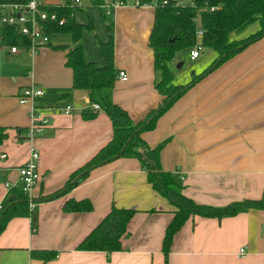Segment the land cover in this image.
I'll return each instance as SVG.
<instances>
[{
  "label": "crops",
  "instance_id": "crops-1",
  "mask_svg": "<svg viewBox=\"0 0 264 264\" xmlns=\"http://www.w3.org/2000/svg\"><path fill=\"white\" fill-rule=\"evenodd\" d=\"M63 1L45 0V4ZM80 4L86 7L74 14V21L92 26L82 32L85 61L103 65L98 44L109 39L112 25L113 64L126 76L121 81L116 75L112 101L134 122L142 120L161 101L154 89L147 44L153 8L116 7L102 19L96 8H87V0ZM71 40L69 34H53L35 55L0 47L15 70L11 80L0 77V127L7 133L0 145V155L5 156L0 160V202L8 192L5 182L21 187L16 170L28 160L31 149L38 154L40 176L32 198H42L60 190L71 173L111 138L107 116L98 110L84 119L89 100L84 92L71 90V71L64 65ZM262 48L264 39L201 79L158 119L154 130L142 135L150 146L167 141L160 167L197 204L222 207L264 198V50L256 51ZM201 65L206 67L207 62ZM30 86L41 89L42 96L20 105L17 96ZM65 107L70 108L67 114ZM32 111L46 124L28 138L18 129L28 132ZM69 199H87L92 210L64 212L62 205ZM33 204L27 218L11 220L0 234V264H164L161 243L173 208L151 189L136 159L112 160L92 169L63 195ZM111 207L137 211L127 224L121 250L110 254L76 250ZM37 250L57 255L43 263L30 255ZM166 264H264V211L249 210L220 220L190 217L174 235Z\"/></svg>",
  "mask_w": 264,
  "mask_h": 264
},
{
  "label": "trees",
  "instance_id": "trees-1",
  "mask_svg": "<svg viewBox=\"0 0 264 264\" xmlns=\"http://www.w3.org/2000/svg\"><path fill=\"white\" fill-rule=\"evenodd\" d=\"M29 0H0V6L22 7ZM165 2V3H163ZM104 0H87V7L96 8L102 19L107 16L103 9ZM141 6L153 8V21L148 35L147 44L152 52V66L155 72L154 89L161 101L146 116L134 122L129 114L112 101V90L117 75L113 64L112 25H108L110 33L106 42H99V52L103 65L87 62L82 52V32L91 29L90 24L82 25L74 21L76 12H84L83 4L76 5L71 0H64L58 5H44L41 11L54 14L56 19H66V24L59 26L55 22H42L46 36L53 34H69L72 47L65 54L64 65L72 75L71 90L86 94L89 104H96L109 119L111 138L82 167L72 172L64 186L42 198H32V202L50 201L63 195L80 184L94 168L100 167L118 158L136 159L146 175L151 189L167 200L173 208L161 243L164 264L167 262L172 239L183 224L194 216L211 219L233 217L249 210L264 211V198L246 199L233 202L222 207H213L195 203L182 193L183 186L169 172L160 167V153L167 144L162 141L150 146L142 135L151 132L156 122L178 99L201 79L214 72L220 66L244 51L248 46L264 39V0H140ZM257 23L258 30L239 40H229L231 33L240 34L250 25ZM0 47L27 50L30 47L28 37L21 35L17 26L2 25ZM201 37H197V33ZM196 45L201 49L213 51L216 58L198 76L185 85L174 83V75L169 62L178 51H191ZM66 50L67 47H58ZM95 112L91 109L83 113L84 119H91ZM20 134L27 131L18 129ZM7 138L6 129L0 127V145ZM28 196L21 187L9 189L0 202V234L8 223L16 218H27ZM64 212L80 213L92 210L87 199L64 201ZM153 212V211H150ZM137 213L134 209L111 207L102 220L77 244L79 251L113 253L121 250V239L127 235V224ZM34 223L32 221V227ZM33 259L43 263L53 260L57 252L37 250L31 252Z\"/></svg>",
  "mask_w": 264,
  "mask_h": 264
},
{
  "label": "built area",
  "instance_id": "built-area-1",
  "mask_svg": "<svg viewBox=\"0 0 264 264\" xmlns=\"http://www.w3.org/2000/svg\"><path fill=\"white\" fill-rule=\"evenodd\" d=\"M76 5L80 4L81 0H71ZM165 3V2H163ZM45 0H29L27 4L22 7L16 5L0 6V26L2 25H13L18 27V31L21 35L28 37L30 40V47L27 49L32 55H35L38 49L45 47L50 42V37L46 36L43 30L42 22H55L59 26L66 24V19L63 17L59 20L56 19L54 14H47L40 10L44 7ZM124 6H134L142 7L140 5V0H104L103 9L106 16L110 14V11L116 7ZM151 7V6H150ZM197 37H201V33H197ZM17 48H10L11 52H15ZM201 50L200 45H196L189 53L190 60H195L199 57V51ZM117 77L121 81H126V76L123 72H118ZM42 91L36 87H25L21 90L20 94L17 96L20 105L31 104L35 98L41 97ZM90 109L95 112L99 110L96 104L90 105ZM64 113H69L70 108L65 107L63 109ZM46 124L45 119H41L39 115H35L34 111L31 114V126L28 129L26 137L31 138L36 133L42 130ZM4 155H0V160L4 159ZM38 159V154L35 150L31 149L28 160L17 168L18 181L21 185V189L28 196V211L32 212L34 204L32 202V192L36 187L40 176L37 171L36 162ZM7 191L14 186L10 185L8 182L4 183ZM243 254V250L239 251Z\"/></svg>",
  "mask_w": 264,
  "mask_h": 264
},
{
  "label": "rangeland",
  "instance_id": "rangeland-1",
  "mask_svg": "<svg viewBox=\"0 0 264 264\" xmlns=\"http://www.w3.org/2000/svg\"><path fill=\"white\" fill-rule=\"evenodd\" d=\"M57 1H61V0H57ZM94 10H95V14L97 15L96 9H94ZM92 13H94V12H91V15H92ZM81 15L84 16L83 14H81ZM92 20H93V22H94V20L96 22V16L92 17ZM257 30H258V25H257V23H254V24L250 25L244 32H242L240 34L231 33L229 35V40H239V39L245 38L249 34H253ZM89 39L90 38H87L86 42H88ZM262 50H264V48L256 50L257 54H259ZM189 53H190L189 50L178 51L174 54L173 59L170 60V62H169L170 68H171L173 75H174V83L177 85L183 86V85L187 84L186 82L190 81L193 76H198L199 74H201L203 72L204 68H207V65H210L211 62H213L214 59L216 58V54L213 51H206L204 49H201L199 51V57L196 60L191 61ZM8 57L9 56H6L5 53L3 52V50H0V77H6L7 79L11 80V76H13L15 74V70H14L12 64H10V65L7 64L6 59ZM203 62H207V65L204 68L201 65ZM178 65H180L179 68H177ZM253 72L256 73L255 70ZM257 74H258V72H257ZM175 76L178 78V80ZM7 253H9V252H7Z\"/></svg>",
  "mask_w": 264,
  "mask_h": 264
},
{
  "label": "water",
  "instance_id": "water-1",
  "mask_svg": "<svg viewBox=\"0 0 264 264\" xmlns=\"http://www.w3.org/2000/svg\"><path fill=\"white\" fill-rule=\"evenodd\" d=\"M179 67H180V65L177 66V68H179Z\"/></svg>",
  "mask_w": 264,
  "mask_h": 264
}]
</instances>
